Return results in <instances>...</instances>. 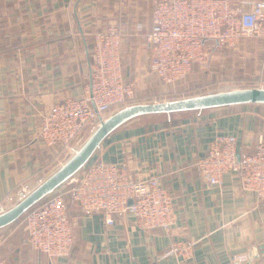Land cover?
I'll return each instance as SVG.
<instances>
[{
  "label": "crops",
  "instance_id": "crops-1",
  "mask_svg": "<svg viewBox=\"0 0 264 264\" xmlns=\"http://www.w3.org/2000/svg\"><path fill=\"white\" fill-rule=\"evenodd\" d=\"M255 1L230 0L238 10H249ZM155 2L0 0V204L11 206L10 196L18 200L22 188L38 185L72 154L41 141L40 121L55 103L83 95L97 32L116 24L123 34V74L136 84L130 105L196 90L190 78L168 84L151 70L146 34ZM251 43L247 57L245 43L238 44L233 64L239 73L248 69L258 76L254 81L264 82V37ZM197 70L194 64L191 73ZM217 91L222 90H212ZM93 130L90 125L85 132ZM219 134L235 135L238 152H250L264 140V106L131 126L107 138L90 160L124 162L134 179L159 176L173 197L171 232L144 229L131 212L114 214L113 224H107L102 213L70 203V255L51 258L34 249L22 217L0 234V255L8 264H264V200L243 190L232 172L216 185L193 166ZM177 241L194 244L191 256L182 259L172 250ZM243 253L255 257L234 261Z\"/></svg>",
  "mask_w": 264,
  "mask_h": 264
},
{
  "label": "built area",
  "instance_id": "built-area-1",
  "mask_svg": "<svg viewBox=\"0 0 264 264\" xmlns=\"http://www.w3.org/2000/svg\"><path fill=\"white\" fill-rule=\"evenodd\" d=\"M122 32L110 25L94 36L90 79L80 97L55 103L41 117L39 137L48 147L60 145L72 153L75 143L92 125L130 105L136 84L123 74ZM245 36H264V0L253 2L249 10H238L230 0H156L152 27L146 39L152 46L151 70L163 82L173 84L189 76L195 63L207 57L208 42L235 46ZM193 166L210 183L222 185L232 172L245 191L264 200V140L250 152H238L233 134H219L206 154L195 158ZM23 193L27 192L24 187ZM9 201L13 203L14 197ZM70 203L85 212H100L107 224L113 215L131 212L144 229L171 232L175 224L173 197L159 176L134 179L124 162L101 158L90 161L68 187L41 200L23 214L29 244L51 258L68 256L74 244ZM8 206L0 204V212ZM194 244L177 241L172 250L182 259L191 256ZM249 256L238 254L234 261L246 263ZM0 264H8L0 255Z\"/></svg>",
  "mask_w": 264,
  "mask_h": 264
},
{
  "label": "water",
  "instance_id": "water-1",
  "mask_svg": "<svg viewBox=\"0 0 264 264\" xmlns=\"http://www.w3.org/2000/svg\"><path fill=\"white\" fill-rule=\"evenodd\" d=\"M242 105L264 106V87L236 88L163 102L132 104L120 108L90 133L86 140L50 176L0 212V234L49 195L68 187L85 170L96 150L110 136L131 126L173 121ZM255 256L249 255V261ZM237 264V263H236Z\"/></svg>",
  "mask_w": 264,
  "mask_h": 264
},
{
  "label": "rangeland",
  "instance_id": "rangeland-1",
  "mask_svg": "<svg viewBox=\"0 0 264 264\" xmlns=\"http://www.w3.org/2000/svg\"><path fill=\"white\" fill-rule=\"evenodd\" d=\"M262 37L264 36H245L241 38V40L235 46L218 45L214 42H208V47L206 48V59L202 62L195 63L198 65V72H192L190 73L191 75L189 74L190 76L187 77V79L190 78L193 80L191 84L196 87V90L167 96L165 95L166 97L160 96L161 99H167L165 101L175 100L190 97L191 95H195V93H201L204 91L212 92V90L215 89L224 91L236 88L264 87L263 81L259 82L258 80L254 81V79H252L258 76L250 75L248 69H246L245 73H239L237 65L234 66L233 64V54H236V48L238 47V44L240 42L245 43L242 49H244V55L247 57V53L249 52L248 50L252 48V46H254V43L251 42H254L255 40H258V38ZM244 61V66L248 68V59L246 58L244 59ZM89 135L90 133H87V131L84 132L76 141L74 145L75 149L80 147V145L86 140ZM71 155L72 154L70 153L68 156H66L65 161ZM35 186H37V184ZM35 186L29 187L27 191L32 190ZM16 201L17 200H15L13 203H15ZM13 203H10V205H12Z\"/></svg>",
  "mask_w": 264,
  "mask_h": 264
}]
</instances>
